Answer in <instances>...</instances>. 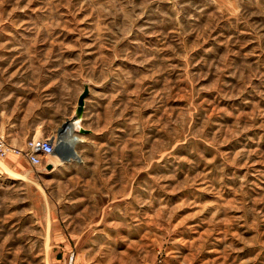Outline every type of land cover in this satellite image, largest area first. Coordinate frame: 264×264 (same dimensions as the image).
Instances as JSON below:
<instances>
[{
  "label": "rangeland",
  "instance_id": "obj_1",
  "mask_svg": "<svg viewBox=\"0 0 264 264\" xmlns=\"http://www.w3.org/2000/svg\"><path fill=\"white\" fill-rule=\"evenodd\" d=\"M0 264H264V0H0Z\"/></svg>",
  "mask_w": 264,
  "mask_h": 264
},
{
  "label": "built area",
  "instance_id": "obj_2",
  "mask_svg": "<svg viewBox=\"0 0 264 264\" xmlns=\"http://www.w3.org/2000/svg\"><path fill=\"white\" fill-rule=\"evenodd\" d=\"M55 142L50 138H34L27 144L26 156L34 166L42 164V157L52 155Z\"/></svg>",
  "mask_w": 264,
  "mask_h": 264
},
{
  "label": "water",
  "instance_id": "obj_3",
  "mask_svg": "<svg viewBox=\"0 0 264 264\" xmlns=\"http://www.w3.org/2000/svg\"><path fill=\"white\" fill-rule=\"evenodd\" d=\"M89 94H90V86L87 84V85L84 86L83 91L79 95L75 116H74L73 120H71V122H68L65 125V129L69 125H73V124L77 125V124H79V122L82 120V117H83V114H84V111H85V107H86V99L89 96ZM77 127H78L77 128L78 131L81 132V133L87 134V133L90 132V130H87V129L81 127V126L77 125ZM49 168H51V167L49 166Z\"/></svg>",
  "mask_w": 264,
  "mask_h": 264
},
{
  "label": "bare ground",
  "instance_id": "obj_4",
  "mask_svg": "<svg viewBox=\"0 0 264 264\" xmlns=\"http://www.w3.org/2000/svg\"><path fill=\"white\" fill-rule=\"evenodd\" d=\"M76 126L77 125H69L68 127H70V129L72 128L73 130H76ZM68 134H64V136H62L64 139L65 138H67L68 136H67ZM69 139V138H68ZM72 141V140H71ZM69 144V143H68ZM69 146H70V144H69ZM72 147H73V145H72ZM68 151H69V149H68ZM73 151V150H72ZM71 157H73V158H75V157H77V156H75L74 154H73V152H67V153H62L61 154V156H60V158L58 157V159H60L59 161H60V163H63V162H65V161H68V160H70V158Z\"/></svg>",
  "mask_w": 264,
  "mask_h": 264
}]
</instances>
